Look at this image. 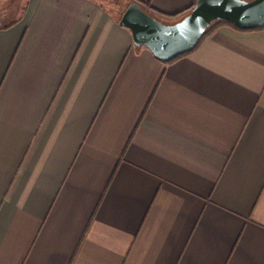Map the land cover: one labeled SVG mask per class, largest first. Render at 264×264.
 Returning <instances> with one entry per match:
<instances>
[{"label": "crops", "instance_id": "crops-1", "mask_svg": "<svg viewBox=\"0 0 264 264\" xmlns=\"http://www.w3.org/2000/svg\"><path fill=\"white\" fill-rule=\"evenodd\" d=\"M6 1L0 264H264V28L167 62L121 14L196 0Z\"/></svg>", "mask_w": 264, "mask_h": 264}, {"label": "water", "instance_id": "water-1", "mask_svg": "<svg viewBox=\"0 0 264 264\" xmlns=\"http://www.w3.org/2000/svg\"><path fill=\"white\" fill-rule=\"evenodd\" d=\"M217 20L230 21L239 28L264 26V0H196L177 22L166 24L131 2L119 19L136 46H146L162 61H170L192 49L206 28Z\"/></svg>", "mask_w": 264, "mask_h": 264}, {"label": "trees", "instance_id": "trees-1", "mask_svg": "<svg viewBox=\"0 0 264 264\" xmlns=\"http://www.w3.org/2000/svg\"><path fill=\"white\" fill-rule=\"evenodd\" d=\"M11 25V23L10 24H7L6 25V27H8V26H10ZM222 25H229V26H232V27H234V28H236V29H238V30H259V29H262V28H264V26H262V27H255V28H249V29H243V28H239V27H237L235 24H233L232 22H230V21H225V20H217V21H213L207 28H206V30L203 32V34L200 36V38L198 39V41L195 43V45L192 47V49L190 50V51H188V52H186V53H183V54H181V55H179V56H182V55H185V54H187V53H189V52H192V51H194L197 47H198V45L201 43V41L211 32V31H213L215 28H217V27H220V26H222ZM178 56V57H179ZM178 57H176V58H178ZM176 58H174V59H176ZM174 59H172V60H174ZM172 60H170V61H172ZM170 61H167V62H170Z\"/></svg>", "mask_w": 264, "mask_h": 264}, {"label": "rangeland", "instance_id": "rangeland-1", "mask_svg": "<svg viewBox=\"0 0 264 264\" xmlns=\"http://www.w3.org/2000/svg\"><path fill=\"white\" fill-rule=\"evenodd\" d=\"M12 0H7L5 3V8L7 9L8 13L10 12V16L14 17L17 13V7L14 6H10ZM105 5L111 10V11H116V9L121 8V6L123 5L122 2H116V1H105Z\"/></svg>", "mask_w": 264, "mask_h": 264}]
</instances>
